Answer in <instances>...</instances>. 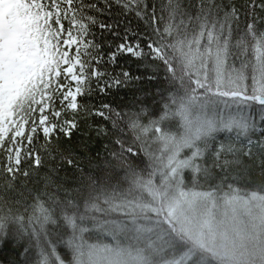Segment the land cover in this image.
<instances>
[{
  "label": "snow or ice",
  "instance_id": "1",
  "mask_svg": "<svg viewBox=\"0 0 264 264\" xmlns=\"http://www.w3.org/2000/svg\"><path fill=\"white\" fill-rule=\"evenodd\" d=\"M0 264H264V0H0Z\"/></svg>",
  "mask_w": 264,
  "mask_h": 264
},
{
  "label": "trees",
  "instance_id": "2",
  "mask_svg": "<svg viewBox=\"0 0 264 264\" xmlns=\"http://www.w3.org/2000/svg\"><path fill=\"white\" fill-rule=\"evenodd\" d=\"M85 239L88 241V242H95L97 240V237L96 236H86Z\"/></svg>",
  "mask_w": 264,
  "mask_h": 264
}]
</instances>
